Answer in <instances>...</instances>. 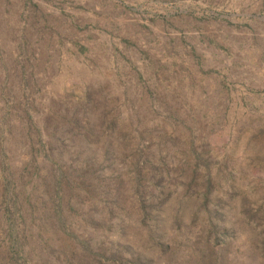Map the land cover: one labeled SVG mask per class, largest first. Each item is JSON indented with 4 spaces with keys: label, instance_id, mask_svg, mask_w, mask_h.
I'll use <instances>...</instances> for the list:
<instances>
[{
    "label": "rangeland",
    "instance_id": "1",
    "mask_svg": "<svg viewBox=\"0 0 264 264\" xmlns=\"http://www.w3.org/2000/svg\"><path fill=\"white\" fill-rule=\"evenodd\" d=\"M5 195L31 264H110L117 247L122 264H264V0H0V216ZM209 213L227 232L214 256L170 225Z\"/></svg>",
    "mask_w": 264,
    "mask_h": 264
},
{
    "label": "trees",
    "instance_id": "2",
    "mask_svg": "<svg viewBox=\"0 0 264 264\" xmlns=\"http://www.w3.org/2000/svg\"><path fill=\"white\" fill-rule=\"evenodd\" d=\"M106 155H109V151L105 152ZM194 175H196V173L193 171L192 174H190L191 178L189 181V185L188 188H191V186H193V184L195 183V177ZM65 173L64 171H60L59 175L56 177V185L57 188L61 187V183H62V179L64 178ZM202 187H203V192L201 191V195L203 198V202L207 201L208 196L210 195V192L212 190V185H211V180L209 179V177H205L202 180ZM10 185L11 182L6 179V182L4 183V194H9L10 192ZM138 188V187H137ZM138 190V189H137ZM227 194V193H224ZM152 196H154V194H152ZM228 196V195H227ZM8 196L5 195V206L3 208V214L0 216L1 221L4 223H6L5 226H7L6 228L4 226H2V229L4 230H0V234L1 236H4L7 238V248H6V254L10 255L9 256V260L7 262V264H31L30 259L32 258L31 256H29L30 254L27 253L26 251L23 250L21 241H20V233H18L17 231V222H16V213L19 210V203H17L18 201L16 199H14V197H16L15 195L11 196L10 200H6ZM224 197V196H223ZM58 198V196H56V199ZM139 201H137V211H138V216H139V220L140 224L145 225L146 221H151V223H149L147 225L146 228V234L150 237V240L152 241V244L154 246L157 247L158 251L161 252H165L168 248L167 242L168 241H163V237L166 234V231H157L156 232V227L157 225L154 224V222L157 223V221H159V212L157 211L156 205L157 203L154 205L152 202L148 203L147 200H145L143 197L139 196ZM226 198V197H224ZM60 197L59 200L60 201ZM57 202V201H56ZM161 202V200H160ZM222 201L220 199V201L216 202L217 204H220ZM60 202H58V205L56 207H54V212L56 213L57 216V221H59L60 224L63 223V218L62 216H59L61 207H60ZM112 207H107L108 212L111 214V209ZM181 208V206H180ZM241 212L244 213L245 217H247V221L249 220H254L255 221V212L252 213L250 212V210L247 208V204L246 202L243 201L242 205H241ZM211 213H209L208 215V219L209 222L208 223H204L201 224L199 227H197L195 230L188 227V223L184 222L183 219L180 218V214H174L172 216L171 219V227L173 228V230L177 231V232H185L184 230H181L180 228H182V225L185 224V226H187V230H193L194 234L193 237H190L189 240L192 241L194 247L197 245H200L202 247H204L203 249H205L206 251L210 250L211 254L214 256L216 255V251H214V245L215 244H219L222 243V234L223 233H227V232H221V227H218L217 225H222V222H224L223 220L225 219L224 215L222 214H218L220 217L216 216L215 218L211 217L210 215ZM191 215V214H190ZM192 216V215H191ZM138 218V217H137ZM213 218V219H212ZM216 219V220H215ZM215 221V222H214ZM219 222V223H217ZM58 223V224H59ZM59 224V226H61ZM261 235L260 237V242H259V246L262 249V252H264V229L261 230V232L259 233ZM76 237V235H75ZM81 244V250L82 252L89 254V255H98V258H105L104 254H100V253H94L91 250V246L90 244H87L86 242H80ZM201 247V248H202ZM118 249H120L119 247H117L116 251L118 252ZM194 250H196V248H193ZM33 250V248L30 249V251ZM108 251V250H107ZM115 250L114 252H109L110 256H107L108 258L106 259L107 262H109L110 264H122L121 259H120V254L117 253ZM73 254V252L71 253ZM218 254V253H217ZM135 258V260H133ZM134 258H132L131 256L127 259L129 264H146V259H143V257L141 258V256H135ZM183 258V257H182ZM222 261V259H220ZM216 261L218 262V264H222V262H220L218 260V258L216 256H214V259L211 258V260L209 262H202L203 264H217ZM68 264H74V261L72 258L69 257Z\"/></svg>",
    "mask_w": 264,
    "mask_h": 264
}]
</instances>
